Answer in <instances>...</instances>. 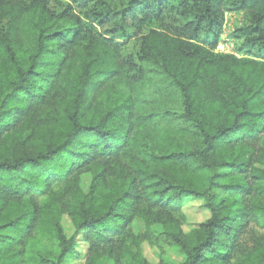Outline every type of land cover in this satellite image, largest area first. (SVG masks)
Listing matches in <instances>:
<instances>
[{
  "label": "trees",
  "instance_id": "trees-1",
  "mask_svg": "<svg viewBox=\"0 0 264 264\" xmlns=\"http://www.w3.org/2000/svg\"><path fill=\"white\" fill-rule=\"evenodd\" d=\"M75 236L84 264H264V0H0V264H68Z\"/></svg>",
  "mask_w": 264,
  "mask_h": 264
},
{
  "label": "rangeland",
  "instance_id": "rangeland-1",
  "mask_svg": "<svg viewBox=\"0 0 264 264\" xmlns=\"http://www.w3.org/2000/svg\"><path fill=\"white\" fill-rule=\"evenodd\" d=\"M55 0H51V3H54ZM59 10H61L59 8ZM247 22V17L239 11H228L224 15L223 22V31L221 34V40L217 47V51L222 53H234L236 54V42L233 36V31L236 28H239L245 25ZM92 181V175L90 173L84 174L80 177V189L84 194L89 192V187ZM186 221L182 226L184 232H189L192 229H195L199 226L200 223L205 221L209 214L201 206L200 202L189 201L185 204L183 209ZM61 225L64 231V234L67 238H70L74 235V229L72 226V220L69 216L63 215L61 218ZM155 230H158L157 227H154ZM133 229L136 233H141L144 231V223L140 219H136L133 223ZM74 240L76 242V251L80 253V259L71 260L68 264H84V254L86 246L81 242L79 236H75ZM141 253L143 257L150 263L156 264L161 258V250L158 247L151 246L148 242H143L141 244ZM164 258L167 260L178 263L183 259L180 251L171 246H166L164 249Z\"/></svg>",
  "mask_w": 264,
  "mask_h": 264
}]
</instances>
